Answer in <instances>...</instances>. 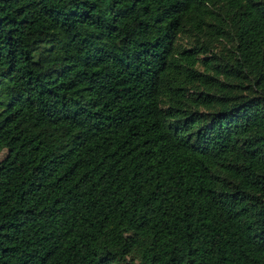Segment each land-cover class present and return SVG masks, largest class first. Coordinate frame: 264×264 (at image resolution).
Instances as JSON below:
<instances>
[{
    "label": "trees",
    "instance_id": "obj_1",
    "mask_svg": "<svg viewBox=\"0 0 264 264\" xmlns=\"http://www.w3.org/2000/svg\"><path fill=\"white\" fill-rule=\"evenodd\" d=\"M0 264H264V0H0Z\"/></svg>",
    "mask_w": 264,
    "mask_h": 264
}]
</instances>
